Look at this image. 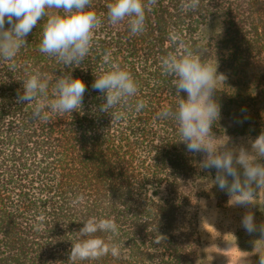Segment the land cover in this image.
Returning <instances> with one entry per match:
<instances>
[{
  "label": "trees",
  "instance_id": "obj_1",
  "mask_svg": "<svg viewBox=\"0 0 264 264\" xmlns=\"http://www.w3.org/2000/svg\"><path fill=\"white\" fill-rule=\"evenodd\" d=\"M111 2L92 0L102 26L80 65L65 66L39 51L46 18L12 60L0 59V264H197L199 202L229 197L212 184L215 170L186 151L177 122L160 115L187 98L162 71L161 58L176 50L170 32H179L202 59L217 61V72L227 77L216 85L221 113L212 129L250 139L264 131V0H199L194 10L182 7L186 0H156L146 10L145 31L136 35L127 18L109 23ZM106 52L138 84L135 96L108 113L92 89L107 67ZM36 71L48 81L49 100L60 76L83 80L82 107L46 109V120H33L35 102L16 97ZM114 112L123 115L114 119ZM81 195L84 202L72 206ZM41 214L43 222L36 219ZM91 217L116 222L117 233L95 235L121 245L120 258L70 260ZM37 223H43L39 231Z\"/></svg>",
  "mask_w": 264,
  "mask_h": 264
},
{
  "label": "clouds",
  "instance_id": "obj_2",
  "mask_svg": "<svg viewBox=\"0 0 264 264\" xmlns=\"http://www.w3.org/2000/svg\"><path fill=\"white\" fill-rule=\"evenodd\" d=\"M155 4L156 0H113L107 4L108 21L116 25L127 18L132 35L143 33L146 10L150 11ZM91 6L92 0H0V59L12 60L26 46V37L38 21L46 18L39 51L56 57L65 66L80 65L90 52L96 30L102 26L100 16ZM198 6L199 0H186L182 5L190 10ZM169 38L176 50L161 58L162 71L174 77L177 95L183 92L187 98L179 96L177 108H165L160 115L173 118L179 126L186 151L201 154L202 167L215 170L212 184L228 195L229 203L249 207L255 199L256 189H264V131L247 142L250 147L233 142L231 148H218L212 126L220 119L221 106L214 97L217 83L224 84L227 77L217 72V61L213 64L211 60L202 59L198 51L185 44L179 32H170ZM104 61L107 67L95 76L92 89L104 98L100 111L108 113L121 101L135 96L138 84L127 68L112 59L110 52L105 53ZM48 87L47 79L36 71L23 81V93L17 92L18 103L31 105L35 102L31 114L33 120H46V109L72 113L82 107L87 91L83 80L74 79L70 73L60 76L53 87L55 98L51 100ZM143 106V101H138L136 110ZM122 115L114 112L113 118L120 119ZM83 202L84 197L77 196L72 206ZM36 219L43 222L45 216L41 214ZM42 227L43 223L35 225L37 231ZM241 227L249 235L259 232L260 242H264V223L257 225L250 210L243 214ZM97 232L117 233L118 225L113 219L89 218L79 230L81 239L72 245L71 261L97 260L109 253L115 258L122 256L121 245L106 242L95 235ZM155 242L159 243L160 239L156 238ZM258 264H264V255L259 256Z\"/></svg>",
  "mask_w": 264,
  "mask_h": 264
},
{
  "label": "rangeland",
  "instance_id": "obj_3",
  "mask_svg": "<svg viewBox=\"0 0 264 264\" xmlns=\"http://www.w3.org/2000/svg\"><path fill=\"white\" fill-rule=\"evenodd\" d=\"M212 133L221 150L233 147V142L250 147L247 143L250 138L224 133L219 128H213ZM249 210L254 213L257 225L264 223V189H260L249 207L230 204L229 198H203L199 202L201 249L197 264H258L259 256L264 255V242H260L259 232L249 235L241 227V218Z\"/></svg>",
  "mask_w": 264,
  "mask_h": 264
}]
</instances>
